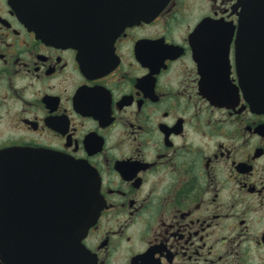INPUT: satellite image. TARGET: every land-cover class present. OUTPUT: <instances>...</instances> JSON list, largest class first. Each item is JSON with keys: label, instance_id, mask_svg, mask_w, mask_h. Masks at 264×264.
Segmentation results:
<instances>
[{"label": "flooded vegetation", "instance_id": "af4514ba", "mask_svg": "<svg viewBox=\"0 0 264 264\" xmlns=\"http://www.w3.org/2000/svg\"><path fill=\"white\" fill-rule=\"evenodd\" d=\"M245 1L86 0L47 36L0 0V179L22 214L13 226L34 230L20 242L36 244V264L58 205L51 182L33 185L59 158L89 169L101 206L69 264H264V113L235 56ZM231 31L214 68L212 37ZM222 75L234 93L218 101ZM10 241L0 264L27 263Z\"/></svg>", "mask_w": 264, "mask_h": 264}, {"label": "water", "instance_id": "95a60500", "mask_svg": "<svg viewBox=\"0 0 264 264\" xmlns=\"http://www.w3.org/2000/svg\"><path fill=\"white\" fill-rule=\"evenodd\" d=\"M51 1L9 0V3L27 27L35 32H44L47 36L50 32L52 34L54 31H58L59 34L69 30L68 23L80 19L69 20L68 15L81 9L80 7L87 3L86 0H57L58 6L62 9L52 11ZM138 5L139 15L148 13L144 9L147 5L146 2L139 1ZM61 21L64 24H58ZM234 28L238 30L235 40V56L240 85L251 107L264 113V0H246L242 5L238 24ZM233 37L232 31L227 35L218 33L212 37L215 44H212L213 49L210 53L214 68L222 70V64L228 62V51ZM223 38L226 40L225 42L221 41ZM226 77L218 76L216 80L215 100L220 101L227 98L228 94L234 93L229 82L224 80ZM11 153L22 155L23 151H10ZM42 167L47 171L44 170V177L35 182L33 190L40 181L52 183L53 194L55 196L56 192L57 196L58 218L52 226L41 227V232L39 229V236L47 239L46 249L43 250L45 255H42L40 260L42 264H45L46 261L51 264H69V262H75V255L81 250L82 239L100 213L101 206L97 201L95 180L86 166L66 163L60 158L57 163L55 161L52 165L43 163ZM2 172L12 173L7 169H2ZM13 176L7 179L8 186H11L10 189L19 184L18 177ZM5 189L6 181L0 179V239L2 241L5 237H10L11 245L24 248L23 252L28 254L25 257L27 263L17 257L21 264H36L35 262L39 259L38 251H35L36 244L29 240L24 241V239L23 243L20 242V238L35 237L34 230L26 224L22 225L23 232L21 228L13 226L12 221L15 218L21 222L22 214L13 205L11 196L8 197L10 203L8 202ZM32 196L34 197V193ZM5 215L10 219L9 222H6ZM52 238L54 241L51 244ZM56 243L58 246L65 247V253H68L67 257L60 254L59 249L58 255H54V244ZM14 251L17 252V250ZM20 252H22L21 249ZM72 253L74 258L71 256Z\"/></svg>", "mask_w": 264, "mask_h": 264}]
</instances>
